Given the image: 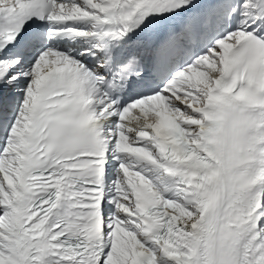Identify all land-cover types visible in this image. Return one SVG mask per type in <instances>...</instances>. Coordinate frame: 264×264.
<instances>
[{"label": "snow or ice", "instance_id": "obj_1", "mask_svg": "<svg viewBox=\"0 0 264 264\" xmlns=\"http://www.w3.org/2000/svg\"><path fill=\"white\" fill-rule=\"evenodd\" d=\"M0 264H264V0H0Z\"/></svg>", "mask_w": 264, "mask_h": 264}]
</instances>
